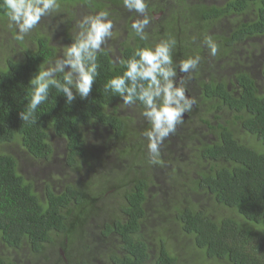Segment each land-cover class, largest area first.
Returning <instances> with one entry per match:
<instances>
[{
	"label": "trees",
	"instance_id": "obj_1",
	"mask_svg": "<svg viewBox=\"0 0 264 264\" xmlns=\"http://www.w3.org/2000/svg\"><path fill=\"white\" fill-rule=\"evenodd\" d=\"M102 1L60 0L57 11L42 17L23 40H17V29L10 26L0 0V27L17 42L18 48L10 49L20 54L0 58V146L16 143L32 160L47 163L55 155L53 139H57L62 142L66 168L83 174L87 168H97L100 174L103 157L95 158L97 151L93 153L90 145L91 136L99 134L114 143L118 159L130 165L118 175L102 173L75 184L68 181L60 190L46 185L41 201L32 182L19 172L18 159L0 151V264H25L24 260L29 264H264V61L259 63V78L248 74V66L241 63L227 79L210 75L211 83L203 85L207 98L189 116L198 119L213 139L201 138L187 121L172 134L178 140L185 138L184 148L179 151L178 144L177 150L188 160L172 150L168 157L172 139L166 138L159 163H152L144 136L150 128L142 115L144 106L139 101L124 105L116 94L104 91L109 79L123 74L122 62L137 48L154 47L170 37L176 40L174 66L199 55L198 75L203 74L202 61L209 70L214 64L220 71L231 69L241 50L243 63L259 61L258 50L253 52L247 45L264 38V0L147 1L152 18L162 13L155 32L145 31L147 40L131 30L122 62L113 64L104 51L97 54L99 75L87 99L77 95L67 104L52 87L35 113V122L24 123L19 114L31 99V79L39 68L62 58L64 47L78 35L73 32L75 7L104 11ZM226 19L230 31L219 26ZM47 25L63 32L64 46L54 42L55 34ZM206 36L218 44V51L204 59L199 50ZM57 78L62 80L63 74ZM229 82L239 96H231ZM208 99L211 107L204 105ZM227 106L236 119L222 112ZM127 108L133 109L131 114L125 112ZM249 137L253 144L243 142ZM154 171L161 173L164 186L174 185L178 194L166 192V196L162 185L155 183ZM152 186L157 189L153 195ZM114 194L122 201L112 204ZM91 223L96 227L89 234Z\"/></svg>",
	"mask_w": 264,
	"mask_h": 264
},
{
	"label": "clouds",
	"instance_id": "obj_2",
	"mask_svg": "<svg viewBox=\"0 0 264 264\" xmlns=\"http://www.w3.org/2000/svg\"><path fill=\"white\" fill-rule=\"evenodd\" d=\"M121 2L124 9L135 11L139 14L137 17L143 16V19L134 21L131 28L141 40H147L145 28L150 23L146 14L147 0ZM2 7L6 10L10 26L14 25L17 29L15 39L23 40L42 17L57 11L61 4L60 0H3ZM111 11L114 13L117 10ZM109 12L104 10L83 17L79 22L80 31L74 42L64 47L63 57L56 59L53 65L39 68L30 81L31 99L19 114L24 123L35 122V113L48 99L52 87L63 94L67 104H71L77 95L82 100L89 97L99 75L97 54L102 51L106 40L113 35L114 25L109 19ZM114 15L117 16L116 13ZM121 17H124V14ZM227 21L228 19L224 21L225 27L228 25ZM204 44L213 56L216 55L218 44L211 36L205 37ZM175 45V38L170 37L161 40L154 47L137 48L129 60L122 62L126 69L123 74L109 79L104 84V91L116 94L124 105L139 101L144 106L142 115L150 123V128L144 132V136L148 140L152 163H159L160 148L164 140L175 133L176 126L183 122L184 115L196 103L195 98L186 94L183 79L179 84L176 82L177 68L174 66L172 54ZM200 60L201 57L196 55L180 61L179 71L190 74L197 69ZM58 73L63 74L62 80L57 78ZM90 225L87 229L89 234L95 229L96 223Z\"/></svg>",
	"mask_w": 264,
	"mask_h": 264
},
{
	"label": "rangeland",
	"instance_id": "obj_3",
	"mask_svg": "<svg viewBox=\"0 0 264 264\" xmlns=\"http://www.w3.org/2000/svg\"><path fill=\"white\" fill-rule=\"evenodd\" d=\"M191 1H195V0H191ZM75 11H76L78 16L74 22L73 32L79 33V31H80L79 30V22L83 19V17L87 16L88 12L85 11V9L82 6L75 7ZM126 18L129 21V19L131 17L130 16L122 17V19H126ZM138 19H140V17ZM138 19H136V20H138ZM226 23L228 24V21ZM154 25H156V24H154ZM48 26H50V27H48ZM219 26L224 31L228 30L223 24H219ZM51 27H52L51 25H47V30H51V32H50L51 35L55 34V36H53L54 42L60 46H64L65 43H64L63 38H62L63 32L59 29H56V28L52 30L53 27L52 28ZM126 27H127V24H126L125 20L124 21H118L116 23V25L113 26V28H115V30L112 29V32L115 31L114 35H112V37H111L113 39V41L117 42V41H119L125 37L126 30H127ZM248 44L249 45H247V48L251 49L253 52H256L258 50L257 54L261 57L260 60L257 62L251 61L247 65V62L243 63L244 53L238 52V56L240 57L238 61L242 65L248 66L250 71L253 72L254 76L256 75L259 78V76H258L259 63L264 61V38L251 40L248 42ZM11 45H13L12 47L15 49L18 48L17 42L13 40V37L9 33H6L5 29H1V27H0V58L2 60L4 59V57H7V56L18 57L20 55L17 52L14 53L10 49ZM115 45L116 44H114L113 46H115ZM255 45H257L258 48L255 47ZM234 69H235V65L231 69L220 71L219 68L217 67V65L214 64V68L209 70L207 74L211 75L212 77L213 76H217V77L222 76L223 78L227 79V77L229 78L230 74L232 75V73L234 72ZM217 73H220V74L217 75ZM132 111H133V109H131V108H127V110H125V112L127 114H131ZM194 127L196 128L195 130L201 138L210 139V136L208 135L207 129L205 128L204 125L200 124V121L198 119H196V121L194 123ZM242 135H243V137H245V133H242ZM184 139H182V140H184ZM182 140H179V151H181L185 146L184 141L182 142ZM242 140H243V142H246V143H253L254 142L253 137L242 138ZM53 143L56 147L55 155L52 158V160L47 162V163L32 160L31 157H29V155L26 153V151L23 150L22 147L16 143H14L13 145H10V146H3V147L0 146V151L8 152L18 159V161L20 162V171L19 172L24 176V178L28 182H32V184L34 185V190L37 193V195L39 196V198L41 199V201H44V190L46 188V185L54 186L53 188L60 190L66 184H68V181H70L72 184H74V183H77L78 181H84V179H89L92 177L98 178L100 175H102V173H106L108 175H118L119 173L122 172L124 167L130 166V165H128L127 162L126 163L124 162L125 164H123V162H117V161H115V163L113 165V162H114L113 159H114V157H117V151H118V150L115 151V148H114L115 144L114 143H112V144L108 143L101 136H91V138H90L91 147L94 150H96L97 153H100V155L102 157H105L106 155H108V157L110 156V158H107V157L103 158L102 162L100 164H98V165H100L99 169L101 168L100 174L96 172L97 168L93 169V167H92L93 170L87 168L85 171V174L79 173L76 170L66 168V166L64 164V158H63L64 150H63V147L61 146L62 142L60 140L53 139ZM171 149L172 148L166 149V151L168 153V157H171L173 155ZM104 153H106V155ZM178 153L182 154L181 152H178ZM183 156L186 160H188V158L185 155H183ZM166 157H167V154L165 153V158ZM151 174L154 177L155 183L156 184L159 183L162 185L161 189H164L162 191L164 194L166 192H168L172 196H175L176 194H178V191L174 190L175 189L174 185H167L166 184L164 186V184H163L164 182L162 181L163 176L161 175V173L159 171L151 172ZM102 184H103V182H102ZM107 186H108V184H107ZM93 188H94V190L97 191V190H99V185L97 183H95L93 185ZM156 191H157V189L153 188V186H152L151 190L149 191V194L153 195V193H155ZM111 198H112L111 199L112 204H115L116 202L122 201V198L119 195L114 194ZM107 200H110V198ZM157 200H159V198ZM165 202H167L166 204H170V205L173 203L170 201H165ZM153 203H160V201L159 202H153ZM102 222L103 221H101V220L98 221V223H100V224H102ZM24 263L29 264V262L27 260H24Z\"/></svg>",
	"mask_w": 264,
	"mask_h": 264
},
{
	"label": "flooded vegetation",
	"instance_id": "obj_4",
	"mask_svg": "<svg viewBox=\"0 0 264 264\" xmlns=\"http://www.w3.org/2000/svg\"><path fill=\"white\" fill-rule=\"evenodd\" d=\"M99 1V0H98ZM148 2H151L152 0H147ZM103 3H104V5H105V10H108V11H110V10H117L115 13L117 14V16L116 15H114V14H111L110 13V15L111 16H109V19H111L112 21H113V25H116V21H115V19L116 18H118L119 17V21H124L125 20V22H126V24H127V30H126V35H125V37L124 38H122L121 40H119V41H117V42H115V41H113V39L111 38H108L107 40H106V43L104 44V45H102V51H104L106 54H107V56L110 58V60L113 62V64H118V63H120V62H122V60H123V45L125 44V42H128V38H129V36H130V34H131V30L132 29H129L128 27L130 26V24H132L133 23V21H135L136 19H138L139 17H140V19H143V16H139V17H137L139 14L138 13H136L135 11H128L127 9H124L123 7H124V4H123V2H113V1H105V0H103L102 1ZM112 2V3H111ZM109 5V6H108ZM93 7H95V6H93ZM150 7H151V11H152V9H153V5L152 4H150ZM98 12H100V11H93L92 13L89 11L88 13L90 14V15H95V14H97ZM154 12L152 11L151 12V14H150V10L149 9H147V16H148V18H149V20H150V23L147 25V27L145 28V31H150V32H155V30L157 29V22H158V20L160 19V17H161V14L162 13H158V14H154L153 15V18H152V14H153ZM122 14H124V17H126V16H130V17H132V20L131 21H128L127 20V18L126 19H122V17H121V15ZM150 17H151V19H150ZM115 18V19H114ZM121 19V20H120ZM154 19V20H153ZM153 23H152V22ZM118 22V21H117ZM154 22H155V24L156 25H153L154 24ZM226 28L228 29V31H230V30H232V29H230L229 30V28H231V26H230V24H228L227 26H226ZM113 30H115V28H113ZM114 33H115V31L113 32V35H114ZM203 41V44H202V47H203V49H200L199 51L201 52V54L205 57L204 59H206L207 57L208 58H211V53H210V49L204 44V40H202ZM114 44H116L115 46H113ZM242 49V48H241ZM242 51V50H241ZM240 51V52H241ZM245 51V50H244ZM246 52V51H245ZM205 53V54H204ZM179 62L180 61H178L177 62V77H176V82H177V84H179L180 82H181V79H183V84H184V86L186 87V89H187V95H189L190 97H193V98H195V100H196V103L193 105V107H192V109L193 108H195L196 106H198V105H201L202 103H203V101L207 98L206 97V94H204V91H205V84H207V83H211V77H210V75H208L207 73H208V70H209V68H207V65H205L204 63V61H202V65H203V68H204V70H202V72H203V74L202 75H198V74H196L195 73V71H196V69L195 70H193L190 74H186V73H183V72H180L179 71ZM240 64H239V62L237 61V63L235 64V66L236 67H238ZM200 68H201V66H200ZM199 68V69H200ZM207 68V69H206ZM249 69V68H248ZM250 70V69H249ZM250 73H248V74H252V76L255 78V76H254V74H253V72H251V71H249ZM218 74H220V73H217V75ZM197 75H198V77H197ZM231 75V74H230ZM197 77V78H196ZM220 79H219V81H221V77L220 76H218ZM233 83H236V81L234 80V82ZM228 85H227V88H228V91H230L231 93H232V97H234V96H239V91H236V90H234L233 89V87L231 86V83L229 82V83H227ZM204 85V86H203ZM210 95V97H211V94H209ZM212 98V97H211ZM208 102L209 103H207V102H205L204 103V105L205 106H209L210 105V107H211V105H212V100H209L208 99ZM191 109V110H192ZM222 112H225L226 113V115H227V117H228V119H232V117H234L235 118V115H234V112L232 111V108H230L229 106H227V108H224L223 110H222ZM230 116V117H229ZM232 116V117H231ZM236 119V118H235ZM184 121H187V122H189V124H194L195 123V121H194V117L193 116H189V112H187L185 115H184V119H183V123H184ZM232 125V124H231ZM92 132H89V134H90V136L91 135H93V134H91ZM97 133H100L99 132V130L98 129H96V134ZM209 136H210V139L209 140H212L213 139V135L212 134H208ZM98 136H99V134H98ZM169 138H171L172 140H169L170 141V148H172L171 150L172 151H175V154H177L178 153V144H179V140L177 139V138H175V136H173L172 134L167 138V139H169ZM93 151V153H94V149L92 150ZM116 151V150H115ZM105 155H106V153H104ZM101 155H100V153H96V154H94V157L95 158H99ZM110 158V156L108 157V155H106L105 157H103V158ZM112 157V156H111ZM113 159V158H112ZM113 165H114V163H115V161H117V162H123V164H125L124 163V161L123 160H121V159H118V157H114V159H113ZM151 188L152 187H150L149 188V191L151 190Z\"/></svg>",
	"mask_w": 264,
	"mask_h": 264
},
{
	"label": "water",
	"instance_id": "obj_5",
	"mask_svg": "<svg viewBox=\"0 0 264 264\" xmlns=\"http://www.w3.org/2000/svg\"><path fill=\"white\" fill-rule=\"evenodd\" d=\"M63 254V252H61Z\"/></svg>",
	"mask_w": 264,
	"mask_h": 264
}]
</instances>
